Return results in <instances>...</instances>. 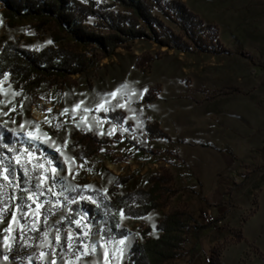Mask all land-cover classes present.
Instances as JSON below:
<instances>
[{
  "label": "rangeland",
  "instance_id": "374dc122",
  "mask_svg": "<svg viewBox=\"0 0 264 264\" xmlns=\"http://www.w3.org/2000/svg\"><path fill=\"white\" fill-rule=\"evenodd\" d=\"M220 23H223L218 26L220 39L233 52L232 56L178 54L151 41L139 40L130 44L128 50L116 49L111 58L93 62L85 75L65 80L62 90L43 88L30 97L13 91L6 80L2 82L0 126L56 152L59 179L55 183L51 180L52 162L34 154L30 158L25 148L15 156L0 155V264H122L131 244L139 239L140 231L145 227L154 228L165 210L159 209L140 221L119 216V228L129 233L123 245L120 240H103L102 228H91L81 218L73 228L62 229L60 224L70 204L66 194L74 189L104 194L114 178L131 176L129 187L120 190V194H126L139 189L140 179L147 180L162 168L170 171L171 153L155 147L145 137V126L155 122L150 123L153 116L150 105L141 104L145 90L159 86L160 92L165 69L184 85L186 98L192 95L199 102L217 104L218 99L229 96L219 93L227 90L219 87L230 83L241 89L232 96L246 94L252 99L254 116L264 115V74L259 70L264 66V12L231 10ZM17 41L21 48L30 51L52 46L49 33L37 32L32 22H17L10 28L0 6V49L7 42ZM142 56H157L144 73L134 68ZM114 91L115 97L111 95ZM77 105L79 108L73 111ZM114 112L124 115L121 125L105 119L106 114ZM36 128L40 129V139L33 140L27 133ZM84 134L106 140L108 145L99 154L80 162L74 159V154ZM157 157L161 158L157 160ZM155 160L166 162L154 169ZM247 171L244 168L241 173L248 176ZM45 174L49 179L42 181ZM38 184L43 186L37 189ZM30 196L33 198L29 199ZM255 197L252 194L250 202H256ZM81 200L94 203L89 197ZM13 215L17 217L15 221ZM263 218L261 214L249 224V229L238 230L249 243L253 230L260 227ZM233 242V237L230 242L224 241L220 251ZM246 247L242 242L229 248L224 256L231 264L234 258L237 263ZM256 251L251 246L246 248L239 264H257L263 260L264 255L260 252V257Z\"/></svg>",
  "mask_w": 264,
  "mask_h": 264
},
{
  "label": "trees",
  "instance_id": "16d2710c",
  "mask_svg": "<svg viewBox=\"0 0 264 264\" xmlns=\"http://www.w3.org/2000/svg\"><path fill=\"white\" fill-rule=\"evenodd\" d=\"M0 6L10 28L17 22L29 21L37 32L49 33L52 46L40 51L25 50L18 41L7 42L0 49V82L6 80L13 91L30 97L43 88L62 90L65 80L85 75L93 62L111 58L116 49L128 50L130 44L139 40L151 41L180 54L233 55L223 45L217 25L204 23L176 0H0ZM90 21H93L91 25ZM156 59L157 56H142L134 68L144 73ZM259 70L264 74V66ZM219 93L232 95L239 91L228 88ZM158 94L159 86L149 88L141 104L150 105ZM104 117L116 125H121L125 118L120 112ZM144 133L150 142H170L157 123L146 125ZM106 145V140L84 134L78 140L74 159L80 162L90 159ZM33 147L34 155L59 167L56 152L0 126V155L15 156L22 148L31 151ZM131 180V176L114 178L104 194L83 188L67 193L70 204L60 227L73 228L81 218L91 228L100 226L103 240H121L129 235L119 228L121 211L123 218L140 221L169 207L179 193L172 174L164 168L147 178L145 189L120 194ZM221 184L227 187L225 180ZM83 197L92 198L94 203L83 202ZM252 206L248 216L255 213V202ZM200 229L186 206L169 208L153 229L145 227L140 231L139 239L131 244L122 264H183L190 234ZM232 237L237 243L244 241L239 231H233ZM210 259L211 264H220L215 252Z\"/></svg>",
  "mask_w": 264,
  "mask_h": 264
},
{
  "label": "crops",
  "instance_id": "0c3cea01",
  "mask_svg": "<svg viewBox=\"0 0 264 264\" xmlns=\"http://www.w3.org/2000/svg\"><path fill=\"white\" fill-rule=\"evenodd\" d=\"M177 1L206 24L217 26L223 24L220 21L231 10L264 12V0ZM167 70L162 72L164 81L160 84V92L149 107L153 115L150 123H157L170 142L150 143L171 153L170 173L179 191L170 206L163 209L162 217L169 208L184 205L201 227L200 230H192L183 263L205 264V259L215 252L220 264H231L224 253L242 242L247 244L246 248L251 246L264 255V221L253 230L251 243L242 236L244 241L237 243L234 240L233 244L220 251L224 241H231L233 231L249 229L255 218L264 215V115L254 116L252 99L246 94L220 98L217 104L199 102L192 95L186 98L184 85ZM231 86L239 89L230 83L219 88L228 89ZM195 87L193 84L192 88ZM165 162H155L154 169ZM244 168L248 170V176L241 173ZM224 180L227 187L221 184ZM140 184L139 189H145L146 178L140 179ZM252 194L256 195L255 213L248 216L253 208V201L250 202ZM203 213L216 218L218 224L213 227L203 225ZM246 248L238 256L237 263L233 259V264H239L238 260ZM257 264H264V258Z\"/></svg>",
  "mask_w": 264,
  "mask_h": 264
},
{
  "label": "snow or ice",
  "instance_id": "6c2138e0",
  "mask_svg": "<svg viewBox=\"0 0 264 264\" xmlns=\"http://www.w3.org/2000/svg\"><path fill=\"white\" fill-rule=\"evenodd\" d=\"M5 75H7V74H5ZM0 86H2V82H0ZM145 91H147V90H145ZM111 95L113 97H115L117 95V93L114 91ZM100 107H103V105H101ZM77 108H79V105L75 106L74 109H73V111H76ZM49 111H51V110H49ZM22 127H23V125H22ZM39 133H40V129L39 128H36L35 130H29L28 133H27V136L30 137V138H32L33 140H38V139H40ZM55 150L57 152L60 151L59 148H56ZM34 152H36V149L33 147V149L31 151H29V153H28L30 158L32 157V155H33ZM19 163H20V160H19V158H17V164H19ZM41 167H44V166L41 165ZM5 179H8V177L6 176ZM41 179H42V181L43 180H48L49 177H48L47 174H45L43 177H41ZM58 179H59V169L54 166L52 168L51 180L55 183V182L58 181ZM42 186H43L42 184H38L36 187H37V189H40ZM85 187H88V186H85ZM32 198L33 197H31V196L29 197V199H32ZM36 203H37V208H39L40 207L39 201L37 200ZM121 215L122 216L124 215L123 211H121ZM16 219H17V217L15 215H13V221H15ZM59 239H60V237L58 236L57 237V240H59ZM71 239H72V237L69 236V240H71ZM102 239H103V237H102ZM120 243L123 245L124 244V239H121L120 240ZM41 255L43 256L44 253H41ZM4 259L7 260L8 257L5 256ZM53 264H55V262H53Z\"/></svg>",
  "mask_w": 264,
  "mask_h": 264
},
{
  "label": "built area",
  "instance_id": "2783aa9c",
  "mask_svg": "<svg viewBox=\"0 0 264 264\" xmlns=\"http://www.w3.org/2000/svg\"><path fill=\"white\" fill-rule=\"evenodd\" d=\"M204 216V225L208 226V227H213L215 225L218 224L216 218H214L213 216L203 213Z\"/></svg>",
  "mask_w": 264,
  "mask_h": 264
},
{
  "label": "bare ground",
  "instance_id": "6f19581e",
  "mask_svg": "<svg viewBox=\"0 0 264 264\" xmlns=\"http://www.w3.org/2000/svg\"><path fill=\"white\" fill-rule=\"evenodd\" d=\"M33 114H34V116H35L36 118H39V115H38L36 112H33ZM201 219H202V223H203V225H204V216H203V214L201 215ZM210 261H211L210 258H206V259H205V264H211Z\"/></svg>",
  "mask_w": 264,
  "mask_h": 264
}]
</instances>
